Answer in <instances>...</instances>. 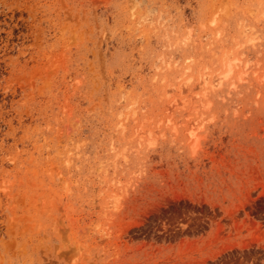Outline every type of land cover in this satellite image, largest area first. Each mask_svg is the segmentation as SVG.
I'll return each instance as SVG.
<instances>
[{
    "label": "rangeland",
    "instance_id": "1",
    "mask_svg": "<svg viewBox=\"0 0 264 264\" xmlns=\"http://www.w3.org/2000/svg\"><path fill=\"white\" fill-rule=\"evenodd\" d=\"M0 264H264V0H0Z\"/></svg>",
    "mask_w": 264,
    "mask_h": 264
},
{
    "label": "bare ground",
    "instance_id": "2",
    "mask_svg": "<svg viewBox=\"0 0 264 264\" xmlns=\"http://www.w3.org/2000/svg\"><path fill=\"white\" fill-rule=\"evenodd\" d=\"M227 76V75H226Z\"/></svg>",
    "mask_w": 264,
    "mask_h": 264
}]
</instances>
